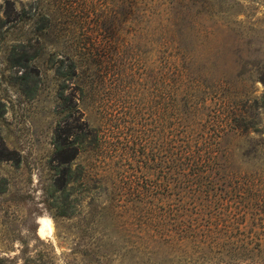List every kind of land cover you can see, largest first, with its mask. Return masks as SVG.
<instances>
[{
  "label": "rangeland",
  "instance_id": "1",
  "mask_svg": "<svg viewBox=\"0 0 264 264\" xmlns=\"http://www.w3.org/2000/svg\"><path fill=\"white\" fill-rule=\"evenodd\" d=\"M164 41L187 51L172 52L174 58L206 63L209 83L222 76L230 91L264 93V0H0V257L23 264L50 243L64 264L91 209L110 203L119 185L120 199L130 198L119 172L144 185L145 143L156 154L159 139L175 133L178 122L165 96L171 88L162 83ZM68 55L79 66L76 78L59 76ZM250 100L239 95L231 106L209 100L183 116L191 137L203 136L207 147L218 141L219 152L235 157L241 176L264 157V115L260 132H250L258 145L252 148L219 132L230 118L220 109H246ZM96 132L104 136L99 153ZM65 140L74 151L56 153ZM132 141L137 152L125 155ZM67 166L70 173H63ZM246 178L251 183L253 176ZM257 182L241 191L250 209L264 186ZM41 218L50 222L45 235L38 233Z\"/></svg>",
  "mask_w": 264,
  "mask_h": 264
},
{
  "label": "trees",
  "instance_id": "2",
  "mask_svg": "<svg viewBox=\"0 0 264 264\" xmlns=\"http://www.w3.org/2000/svg\"><path fill=\"white\" fill-rule=\"evenodd\" d=\"M162 48L168 53L161 63L162 83L171 88V93L165 96L175 103L172 109L178 119L175 133L162 135L156 154L152 143H145L147 155L142 164L148 171L142 187L136 175L119 172V183L124 185L130 198L120 199L123 193L119 185L110 203L91 209L89 218L78 226L81 232L78 241L63 255L64 264H264V186L257 191L260 201L255 209L244 203L241 193L250 186L252 189L257 181L264 183V157L255 171L241 176V172L233 170L235 157L227 151L219 152L218 141L207 147L206 139L191 137L189 124L183 122V116L196 112L198 104L203 106L210 100L231 106L239 95L251 97L252 104L244 106L246 109L242 105L220 109L230 118L224 121L219 132L243 138L249 147L256 148L258 145L250 132H260L264 93L256 97L254 90L230 91L232 85L225 84L222 76H216L209 83L211 76L205 70L206 63L188 56H171L172 52L186 54L181 44L164 41ZM65 60L68 65L59 76L76 78L77 62L69 55ZM230 64L233 70L237 67L236 62ZM249 72L251 75L252 71ZM234 79L240 80L241 75ZM85 137L83 133L81 146ZM94 138L95 150L102 152L104 136L96 132ZM136 141L125 145L123 153L130 149L137 152ZM72 146L73 141H62L56 146V153L74 151ZM117 150L113 148L112 152ZM73 159L71 155L60 161L59 166ZM62 171L70 173V167ZM238 175L243 180L241 185L234 179ZM248 176H253L251 183ZM254 180L257 181L254 183ZM231 181L237 184L234 189L228 188ZM93 227L95 231L91 233ZM56 258L48 243L44 250L27 254L23 264H60ZM0 264H11V260L0 257Z\"/></svg>",
  "mask_w": 264,
  "mask_h": 264
},
{
  "label": "bare ground",
  "instance_id": "3",
  "mask_svg": "<svg viewBox=\"0 0 264 264\" xmlns=\"http://www.w3.org/2000/svg\"><path fill=\"white\" fill-rule=\"evenodd\" d=\"M39 224H40V226H39V229H38V233H39V235H43L44 233L46 234V229L49 227L50 228V222L48 221V220H46L45 218L43 219V218H41L40 220H39ZM51 229V228H50ZM50 229H49V232H51L50 231ZM48 231V230H47ZM48 233V232H47ZM44 234V235H45Z\"/></svg>",
  "mask_w": 264,
  "mask_h": 264
}]
</instances>
